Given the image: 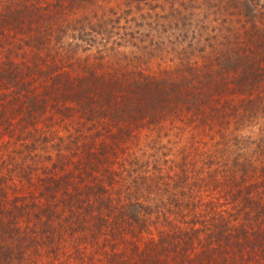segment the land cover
Listing matches in <instances>:
<instances>
[{
	"label": "rangeland",
	"instance_id": "374dc122",
	"mask_svg": "<svg viewBox=\"0 0 264 264\" xmlns=\"http://www.w3.org/2000/svg\"><path fill=\"white\" fill-rule=\"evenodd\" d=\"M26 3L24 0H0V13L7 6L17 8ZM41 3L44 4V0ZM81 9L86 11L80 10L69 17L88 15L99 33L90 32L89 35L109 37V41H94L93 45L87 46L84 41L62 38V43L66 39L70 42L59 48L53 41L50 55L36 47L39 37L31 39V35L36 34L35 28L26 29L30 39H25L26 35L22 38L14 28H7L5 36L0 35V82L13 87L11 81L6 80L12 78L7 74L14 69L17 71L15 77L19 76L25 82L23 90L36 97L39 106L43 97L47 104L32 117L36 111L27 114L21 93L13 94L12 90L0 88V112L5 118L2 123L8 120L15 136L21 130H30L40 136L36 143L39 146L30 158L15 155L16 165L26 162L35 172L40 165L51 167L61 152L71 160V165L65 164L66 169L79 170L85 180L91 179V175L85 174L87 171L98 181L105 183L108 180L113 184L112 193L140 199L153 208V216L158 212L162 215L165 229L189 227L190 222L201 227L205 216L202 210H222L226 216L229 214L230 218L243 221H246L244 217L253 218L245 216L247 213L255 217L258 211L256 217L262 218V222L261 225L254 224L253 228L259 230L257 237L264 239V0H143L139 8L126 5L122 0H112L106 5ZM103 19L106 26L100 23ZM55 22L64 24L61 16ZM145 23H152L153 28L158 26L162 31L160 37L155 38L153 51L136 52L139 58L127 63L121 58L122 54L116 55L108 49L114 43L125 44L123 38L144 39L152 34L154 31ZM20 40L25 43L19 44ZM129 46L118 50L132 57L135 52L130 54L134 50ZM216 56L224 57V60L227 57L234 66H239V70L242 65L243 69L254 66L260 71L261 78L249 97L239 93L234 83L220 85L221 92H211L214 96L219 93L226 109L222 119L207 118L206 125H201L196 112L186 113L187 118L182 113L186 122L178 121L173 115L166 116L158 125L136 129L135 135L128 140H117L114 144L107 135L105 124L100 125V120L95 118L83 130L86 152L78 145L82 143L81 138L73 139L77 133L71 120L74 117L80 120L79 113L71 110L76 105L62 96L59 89L51 87L52 80L60 74L73 78L84 72L78 70V63L87 64L100 75H106L116 65L155 75L169 70L175 71L176 75L190 63L211 66L213 70L217 67ZM238 72L227 71L222 81L234 78ZM1 125L0 158L6 159L8 152L19 147V142L14 137L8 140L1 132ZM107 144L114 146L108 148ZM90 150L97 151L94 157L98 154L101 163L97 157L89 156ZM43 154L46 157H40ZM143 156L152 161L148 167L150 173L146 175L137 167ZM94 162V169H90ZM83 164L85 168L82 169ZM1 168L6 169V165L0 163ZM146 178H150L154 187L140 186ZM167 182L169 185H164ZM245 197L253 199L251 207H244ZM193 212L199 218L193 216ZM261 249H264L262 240L256 249L257 255L261 254Z\"/></svg>",
	"mask_w": 264,
	"mask_h": 264
},
{
	"label": "trees",
	"instance_id": "16d2710c",
	"mask_svg": "<svg viewBox=\"0 0 264 264\" xmlns=\"http://www.w3.org/2000/svg\"><path fill=\"white\" fill-rule=\"evenodd\" d=\"M24 1L27 5L17 8L7 6L0 13V35L5 36L7 28H14L22 38L26 35L25 39H30L26 29L35 28L36 34L33 33L31 39L39 37L36 47H41L44 54L50 55L53 41L61 48L70 42L67 39L84 41L87 46L93 45L94 41L100 43L110 39L89 35L90 32L99 33L88 15L69 16L85 10L81 8L106 5L112 0H44V4L42 0ZM141 1L122 0L126 5L138 8ZM60 16L64 24L58 25L55 21ZM100 23L107 25L104 19ZM145 26L154 32L144 39L123 38L125 44L114 43L108 49L116 55L122 54L121 58L127 63L139 58L136 52L153 51L155 38L160 37L162 31L158 26L153 28L152 23H145ZM62 38H67L64 43ZM23 42L20 40L18 43ZM126 45L134 50L128 51L130 54L135 52L132 57L118 50L126 48ZM215 63L217 67L213 70L211 66L190 63L184 70L179 69L176 75L175 71H160L155 75L138 68L122 69L118 65L106 75H100L87 64L78 63V70L84 72L75 74L73 78L60 74L52 80L51 87L59 89L62 96L76 105L71 110L79 113L80 120L76 117L71 120L77 133L73 139L82 140L84 128L97 118L100 125L105 124L107 135L116 144L117 140H128L135 135L133 131L136 129L158 125L166 116L173 115L178 121L186 122V113L196 112L201 125H206L205 121L211 117L219 121L225 116L226 109L219 93L214 96L211 92H221L220 85L234 83L239 93L251 96L261 79L260 71L254 66L243 69V65L239 70V66H234L227 57L224 60V57L216 56ZM248 70L252 73H247ZM227 71L239 72L234 78L222 81ZM16 73L12 69L7 74L12 78H5L11 81L13 87L0 82V88L12 90L13 94L21 93L20 97L25 98L22 103L27 105V114L36 111L34 117L37 111L47 106L45 98H41L44 104L39 106L36 97L23 90L25 82L19 76L16 78ZM69 90L70 96L67 94ZM202 103H205L204 107ZM4 119L0 112L1 132L8 140L14 137L19 147L8 152L6 159L0 158V163H4V167L6 165V169H0V264H264L261 260L264 249H261V254L256 253L260 240L264 239L257 237L259 230L253 228L254 224L261 225L262 222V218L256 217L259 216L258 211L255 217L247 213L245 216L253 218L244 217L246 221H243L230 218L229 214L226 216L222 210H202L205 216L201 227H196V222H190L189 227L165 229L162 215L158 212L157 216H153V208L140 199L112 193L113 184L108 180L100 182L87 171L85 174L91 175V179L85 180L79 170L66 169L65 164L71 165V160L61 152H58L51 167L40 165L35 172L26 162L16 165V156L27 159L35 153L40 136L30 130H21L15 136L9 121L2 123ZM23 132L25 134L21 135ZM84 144L85 139L78 145L86 152ZM111 146L114 145L107 144L108 148ZM90 151L89 156L94 157L97 153ZM41 156L46 157L45 154ZM96 157L101 163L98 154ZM141 158L137 167L146 175L150 173L148 167L152 161L147 156ZM132 164L135 165V162L132 161ZM94 167L95 162L90 164V169ZM133 169H136L135 166ZM150 181L146 178L140 186L148 184L154 187ZM243 199L244 207H251L253 199Z\"/></svg>",
	"mask_w": 264,
	"mask_h": 264
}]
</instances>
